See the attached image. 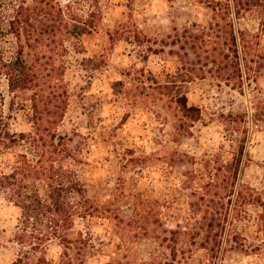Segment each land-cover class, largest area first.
<instances>
[{
    "label": "rangeland",
    "instance_id": "obj_1",
    "mask_svg": "<svg viewBox=\"0 0 264 264\" xmlns=\"http://www.w3.org/2000/svg\"><path fill=\"white\" fill-rule=\"evenodd\" d=\"M99 1L102 18L84 54L105 64L88 78L83 53L68 52L63 33L67 5L86 14L95 1L0 0V178L47 200L70 165L98 208L94 218L74 217L68 249L60 227L62 237L39 241L44 232L26 226L13 186L0 187V264H65L66 250L81 264L74 240L85 228L98 248L88 264H264V130L252 120L256 49L264 50L256 11L237 18L209 0ZM229 19L251 42L238 45L241 67L242 55L252 66L242 84ZM20 47L35 77L29 90L13 92L2 63ZM187 74L198 121L151 80ZM245 128L235 171L230 131Z\"/></svg>",
    "mask_w": 264,
    "mask_h": 264
},
{
    "label": "trees",
    "instance_id": "obj_2",
    "mask_svg": "<svg viewBox=\"0 0 264 264\" xmlns=\"http://www.w3.org/2000/svg\"><path fill=\"white\" fill-rule=\"evenodd\" d=\"M95 1L94 8L86 14H79L74 11L71 4L67 5L66 9V27L63 33V41L65 42V48L68 52L83 53L80 58L79 68L84 71V76L93 78L94 74L103 70L105 60L100 57L87 56L84 53V38L91 34L96 28L97 23L102 18L103 6L99 0ZM209 6L214 10L221 8L227 13H234L239 18L242 13L255 12L259 16V29L256 33V40L258 41L264 35V0H209ZM132 7V6H130ZM132 10V8H130ZM227 34L229 38V49L233 52V73H236L238 81L242 84L243 75L246 79H250L252 66H246L245 61H249L242 55L244 62L243 68L240 65V55L238 53V45H242V48H251V42L247 39V36L241 30H236L235 23L232 19L226 22ZM237 31V34H236ZM18 35L19 32H18ZM136 45L143 46L140 38L137 36ZM257 44V42H256ZM142 58V52L139 53ZM253 63V61H251ZM4 74L8 78L9 87L11 91H27L34 83L35 72L28 66L26 60L23 57L22 47H20L16 54L10 59L2 63ZM264 71V50L256 49V112L253 114V124L256 125L257 130H264V90L258 86V79L262 76ZM244 73V74H243ZM193 76L187 74L186 76L170 77L167 82L161 83L156 78H151L159 88L163 89L166 97H169L172 103H174L181 112L182 116L190 121H198L201 119V110L195 105H190L188 88L189 84L193 81ZM242 86V85H241ZM2 115L0 114V117ZM1 120V119H0ZM238 129H232L230 131V147L232 150L233 161L230 163V168L239 170L240 165L243 161L244 148L246 136V128L241 134ZM71 140V139H70ZM74 147L69 144L65 148V158L68 159V163L72 164ZM264 169V164H263ZM63 178L57 177L55 182L57 184L51 185L47 192V200L43 199L40 194L35 196H27L21 186H17V183L10 181H3L5 178H0V187L9 188L11 185L12 193L17 195L19 199L16 202L22 209L23 218L26 222V226H32L35 230L44 232V237L37 239L43 241L55 235L61 234L59 228H62L65 232L63 240L66 243V247L70 249L73 240L70 237L73 229L75 219L74 217L80 216L82 219L87 220L88 218H94L97 216L98 208L95 206L93 201L89 198L86 188L78 182L74 171L71 166L68 165ZM232 174V173H231ZM230 174V176H231ZM236 176V173L233 174ZM232 177V176H231ZM13 180V177H7V179ZM14 181V180H13ZM12 183V184H11ZM9 184V185H8ZM15 187V188H14ZM264 208V202H261ZM79 213V214H78ZM78 244V259L81 264H88V262L98 252L97 244L93 238L92 232L85 228V230L79 231L78 237L74 240ZM66 250L65 264H73V259L67 254ZM44 261L43 258H39L38 263ZM40 264V263H39Z\"/></svg>",
    "mask_w": 264,
    "mask_h": 264
}]
</instances>
